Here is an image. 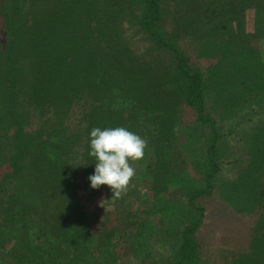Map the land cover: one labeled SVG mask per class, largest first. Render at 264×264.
Wrapping results in <instances>:
<instances>
[{"label":"trees","instance_id":"obj_1","mask_svg":"<svg viewBox=\"0 0 264 264\" xmlns=\"http://www.w3.org/2000/svg\"><path fill=\"white\" fill-rule=\"evenodd\" d=\"M46 1L0 0V84L6 85V100L1 104L9 105L8 121L15 124L12 139L3 141L0 124V264H117L131 228L136 234L143 225L136 220L140 218L138 208L133 207L138 191L131 183L127 193L114 202L110 188L105 191L103 207L94 200L97 189H92L88 180L95 169V158L88 155L90 131L93 127H125L146 139L153 182L155 166H171L174 146L167 143L168 150L163 151V139L170 136L171 111L164 109L163 99L167 91L169 101L173 88L194 111L196 121L208 123L212 133L205 149L203 186L187 191L188 204L197 211L196 217L181 230L176 259L163 263L186 264L194 258L193 233L203 218V207L195 199L215 189L222 170L215 155L218 134L205 110L202 78L190 71V66H183L173 46L169 48L180 73L166 75L164 85L169 89L166 86L163 99L159 97L161 107L150 89L149 94L141 95L135 79L129 82L127 75H95L96 66L89 62L91 51L75 46L73 37L69 39L70 25L69 35L61 26L60 7L51 17L53 12L49 5L45 7ZM138 3L139 28L150 39L165 44L158 28L160 0ZM21 91L34 107L54 110L50 122L44 119L35 129L23 130L25 119L16 112L19 97L15 96ZM81 100L83 108L74 125L59 120V111L69 110L71 103ZM8 144L12 151L5 154L4 150L10 151L6 149ZM246 149L245 161L239 162L232 178H226L228 187L221 189L227 198H231L230 193L239 194L240 212L255 213L247 249L235 253L231 264H264L263 130L248 138Z\"/></svg>","mask_w":264,"mask_h":264},{"label":"rangeland","instance_id":"obj_2","mask_svg":"<svg viewBox=\"0 0 264 264\" xmlns=\"http://www.w3.org/2000/svg\"><path fill=\"white\" fill-rule=\"evenodd\" d=\"M47 1L45 7L49 5L51 17L60 7L61 26L67 34L70 25L71 35H67L70 40L73 37L75 46L87 49V53L91 51L89 62L96 66L95 75H127L129 82L135 79L141 95L149 94L150 89L160 107L159 97L163 99L166 86L169 89L164 85L166 75L180 73L169 46L179 51L184 67L190 66V71L198 72L205 110L218 134L215 155L222 170L215 189L208 196L195 199L203 207V218L193 233L194 258L186 264H231L235 253L247 249L255 213L240 212L239 194L230 193L231 198H227L221 189L228 187V183L224 184L226 178H232L239 162L245 161L248 138L259 130L264 131V0H160L158 28L165 44L150 39L139 28L138 0ZM1 33L0 28L2 40ZM115 61L120 62L116 65ZM5 86L0 84V124L5 135L2 141L12 139L15 126L13 121H8L9 105L1 104L6 100ZM16 95L19 97H15L19 101L16 112L25 119L24 131L35 129L41 120L51 121L54 110L34 107L22 91ZM165 101L167 91L163 107L171 111L170 136L169 141L163 139V151L167 152V143L174 146L169 158L171 166H155L152 182L150 150L146 149L144 158L133 163L136 174L132 186L138 191L133 207L138 208L140 218L136 220L143 225L136 234H132L131 228L117 264L174 261L181 230L197 214L188 204L187 191L203 186L205 149L211 142V128L208 123L196 121L194 111L182 102L174 88L169 91L168 104ZM78 102L71 103L69 110L58 109L59 120L74 125L83 108V100ZM148 109L156 111L155 107ZM6 149L10 151L4 150L5 154L12 151L9 144ZM108 188L102 185L97 189L94 195L97 203L104 201Z\"/></svg>","mask_w":264,"mask_h":264},{"label":"clouds","instance_id":"obj_3","mask_svg":"<svg viewBox=\"0 0 264 264\" xmlns=\"http://www.w3.org/2000/svg\"><path fill=\"white\" fill-rule=\"evenodd\" d=\"M89 147L88 155L95 158L94 173L88 177L90 187L99 189L106 185L111 190V200L120 199L136 174L133 163L145 156L147 140L125 127H93Z\"/></svg>","mask_w":264,"mask_h":264}]
</instances>
